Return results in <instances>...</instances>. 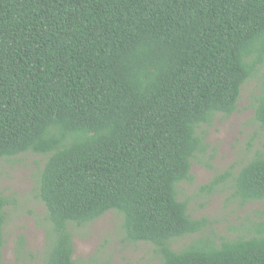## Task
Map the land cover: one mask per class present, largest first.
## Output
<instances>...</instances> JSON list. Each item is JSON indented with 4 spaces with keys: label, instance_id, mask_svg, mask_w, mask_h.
Returning a JSON list of instances; mask_svg holds the SVG:
<instances>
[{
    "label": "trees",
    "instance_id": "1",
    "mask_svg": "<svg viewBox=\"0 0 264 264\" xmlns=\"http://www.w3.org/2000/svg\"><path fill=\"white\" fill-rule=\"evenodd\" d=\"M259 76L264 129V0H0V161L47 158L46 264H78L69 225L111 211L162 264H264V210L238 238L219 239L178 192L208 150L204 127L235 113ZM232 188L241 205L264 201V152ZM8 204L0 193V264Z\"/></svg>",
    "mask_w": 264,
    "mask_h": 264
},
{
    "label": "rangeland",
    "instance_id": "2",
    "mask_svg": "<svg viewBox=\"0 0 264 264\" xmlns=\"http://www.w3.org/2000/svg\"><path fill=\"white\" fill-rule=\"evenodd\" d=\"M259 79L244 86L235 113L227 118L219 115L211 126L204 127L208 150L192 162L193 182L178 186L179 198L188 202L192 218L209 219L219 239L238 238L244 228L258 221V213L264 210V201L241 205L233 198L232 188L240 170L257 153L264 152V129L255 121ZM46 161L47 158L31 153L0 161V193L9 201L2 264H46L48 233L52 226L46 207L38 197ZM228 171L232 177L217 191L211 194L201 191L215 177ZM123 221L120 214L111 211L84 227L70 224L74 261L78 264H162L155 246L126 240ZM195 238L175 240L172 248L179 251Z\"/></svg>",
    "mask_w": 264,
    "mask_h": 264
}]
</instances>
